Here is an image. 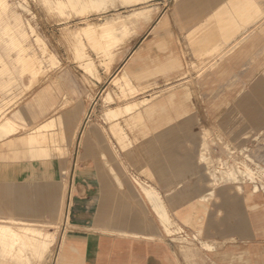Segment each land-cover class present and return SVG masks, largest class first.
<instances>
[{
    "label": "rangeland",
    "instance_id": "374dc122",
    "mask_svg": "<svg viewBox=\"0 0 264 264\" xmlns=\"http://www.w3.org/2000/svg\"><path fill=\"white\" fill-rule=\"evenodd\" d=\"M174 2L175 11L179 13L183 2ZM172 3L173 0H106L102 7H91L87 0H0V125L8 118L17 125L16 133L0 139V151L10 154L9 145L17 143L26 152L24 142L32 134L43 131L38 133L39 139L33 140H39L36 144L44 146L51 154V178L58 185L53 203L38 201L40 209L34 215L0 213V224L15 231L18 226L35 228L47 241L48 234L57 233L55 243L48 245L42 259L33 256L17 260L4 255L3 247L11 249L12 243L8 236L0 237V264H15L16 261L23 262L16 264H54L59 252L64 255L70 206V202L67 206L66 194L84 126L103 125L115 144L126 147L125 144L138 141V135L132 134L140 126L142 116L154 114L165 99L171 103L198 96L197 83L203 76L202 66L212 59L180 56L187 47L182 31L179 32L182 28L166 17ZM86 30H91L95 39H99L101 32L119 39L104 53ZM175 31L179 32L176 39L179 49L183 50L180 54L174 48ZM188 35L187 39H190ZM190 44L197 46L196 41ZM120 74L131 85L118 79ZM46 85L52 88L79 85L81 89L86 88V93L79 103L65 97L62 103L46 113L36 102L32 106L29 104L36 92ZM249 92L238 89L236 95L250 99ZM258 93L260 101L264 102V90L252 92V97L257 98L254 95ZM129 103L136 105L126 111L124 107ZM110 109L120 110L115 117L107 119L106 112ZM172 110L177 115L187 112L177 106ZM42 124L46 126L37 129ZM249 124L252 135L245 148L229 147L222 138L207 135L210 145L202 151L209 158L207 166L196 161L195 167L188 171L187 162L175 164L174 160V171L177 169L173 175L175 186L166 190L174 217L164 226L160 223L163 235L171 242L175 264H264V205L248 200V194L245 197L239 195L237 184L215 182V173L224 167V162L264 167V162L259 161L261 147L264 160V106L252 107ZM131 136L134 138L128 141ZM196 144L204 145L200 141ZM214 146L219 148V154L215 156L211 152ZM251 149L253 152L250 153ZM126 157L130 162L139 155L129 153ZM19 161L24 164L27 159L20 158ZM1 166L0 160V173L3 171ZM5 171L8 187L13 180L25 178L24 169L16 172L14 168L6 167ZM185 172L188 177L178 182ZM255 181L258 186H264V175ZM246 183L251 187L249 181ZM222 184L230 186L233 194L242 198L243 202L235 208L244 210L238 225L228 227V230L234 229L235 234L224 240L213 235L218 226L209 217V210L212 212L211 209L219 205L214 191ZM138 188L142 190L141 186ZM163 205L167 215L164 199ZM245 211L247 217H244ZM256 217L260 220L251 224ZM70 222H73L72 217ZM174 223H178L183 231ZM203 243H209L211 247Z\"/></svg>",
    "mask_w": 264,
    "mask_h": 264
},
{
    "label": "crops",
    "instance_id": "0c3cea01",
    "mask_svg": "<svg viewBox=\"0 0 264 264\" xmlns=\"http://www.w3.org/2000/svg\"><path fill=\"white\" fill-rule=\"evenodd\" d=\"M182 2L179 13L175 11L174 0L170 12L166 13L168 20L171 18L182 28L179 32L184 35L187 50L179 49L177 31L172 37L174 48L179 54L184 52L180 54L182 57L212 59L202 66L203 76L197 83L198 96L171 103L165 99L154 114L142 116L140 126L132 134L138 135L137 143L131 141V136L128 141L132 143L125 144L126 147L115 144L103 125L84 126L66 194L67 206L70 202L66 218L68 234L65 231L68 242L64 255L60 252L57 255L56 264H175L171 242L163 235L158 215L138 186L149 185L159 191L171 220L173 210L168 204L165 187L174 182L173 175L177 170L174 171V160L175 164L187 162L188 171L193 169L201 152V146L196 142L200 141L204 143L202 147L208 148L207 135L222 138L229 147L238 145L242 149L249 144L252 107L264 106L260 93L254 95L257 98L252 97V92L264 90V0ZM193 41H196V47L190 44ZM231 58L239 60H226ZM74 87L46 85L36 92L29 104L32 106L36 102L49 113L65 97L79 103L86 88ZM238 89H248L251 98H238ZM173 106L187 112L177 115ZM8 120L14 123L12 119ZM43 126L46 124L37 129ZM38 133L24 142L26 152L17 143L9 145L10 154L0 151L2 214L34 215L40 209L38 201L49 204L56 199L58 185L51 178V154L44 146L36 144L39 140H33L39 139ZM262 150L261 147L260 162H264ZM211 152L215 156L219 154V148L211 147ZM129 153L139 157L129 162L126 157ZM20 158L27 162L21 163ZM6 167H12L16 172L24 169L25 178L13 180L8 187ZM187 175V172L182 174L178 182ZM226 186L220 185L214 191L219 205L211 209L212 212L209 210L211 221L218 226V232L213 231V235L223 240L235 234L234 229L228 230V227L237 226L244 211L235 208L243 202L242 198ZM66 189L67 184L63 186L64 192ZM246 211L244 217H247Z\"/></svg>",
    "mask_w": 264,
    "mask_h": 264
},
{
    "label": "bare ground",
    "instance_id": "6f19581e",
    "mask_svg": "<svg viewBox=\"0 0 264 264\" xmlns=\"http://www.w3.org/2000/svg\"><path fill=\"white\" fill-rule=\"evenodd\" d=\"M87 1L91 7H102L104 4V1H106V0H95V1L87 0ZM85 33L90 36V39L93 42H96L95 44L98 45L99 49H104V53L107 51V49L110 48V46L114 45L119 39L117 36H114L113 34H110L108 32H101L99 39H95L94 36H96V35L94 33H92L91 30H86ZM4 49H6V48H4ZM132 60H130V61L132 62ZM230 60H231V62H237L239 60V58H236V59L231 58ZM88 65L90 66L91 63H89ZM253 66L255 67V65H253ZM28 69H30V68H28ZM121 78L126 85H128V86L131 85L129 83V81L127 80V78L123 74H120V76L118 77V79H121ZM134 105H136V103H129L124 107V109L126 111H129L132 109V107ZM119 110L120 109L108 110L106 112V118L109 119V118L115 117L118 114ZM43 127H45V126H43ZM43 127H41V128H43ZM41 128H38V129H41ZM14 132H17V125L15 123H13L12 121L7 119L6 121H4L0 125V139L9 135V134L14 133ZM257 136H255V139L257 138ZM200 146H201V153H199V155L197 157V162L199 164L204 163L206 165L209 158L206 156V154L202 153L203 148H204L202 146H204V145L201 144ZM250 160L253 162V160L251 158H250ZM238 163H237V161H234L233 163H227V162L225 163L224 162V164H225L224 167H222L221 170L216 171V173H215V178H216L215 182H217L219 184L220 183H225V184L231 183L234 185L237 184V187H238L239 193H240L239 195L245 197L248 194L247 195L248 200L249 199L256 200L258 202H261L264 205V186H262V185L258 186L257 181H255V179L257 177L264 175V167L256 164L257 168H252V167L248 166L246 163L241 164L242 166H239ZM212 175H213V173H212ZM246 181H249L251 187H248V184L246 183ZM239 184H242V186H239ZM140 186L142 188L143 193L146 196V199H148V201L150 202L151 206L153 207V210L158 215V218H159L160 222L163 224V226H164V224L166 225V223H170L169 218L167 217L166 213L164 212L163 199H162L160 193L155 188H153L151 186H149V188H148V186H145V187L143 185H140ZM174 186H175V183H170L166 187L165 191L173 188ZM259 190H261L260 194H259ZM259 199H261V200L259 201ZM257 220H260L259 217H256V219L254 221H252L251 224H254V222H256ZM174 225H177V228H179L181 231H183V228L178 223H176V224L174 223ZM16 229L17 230L15 231L8 225L0 224V235H1L0 237L5 238L8 236L7 238L12 243L11 249H9V248L7 249V247H5V246L3 247V253H4V255H6V256L8 255L9 257L17 259V260H22L24 258H30L33 256H36L38 259H42L44 254L46 253V248L48 247V245H53L56 241V238H57V233H54V232L47 235V239H48V241H47L44 237H42V235H40L38 233V229L27 228V227H23V226H18ZM27 231H30V233H27ZM169 232H170V230H169ZM5 234H7V235H5ZM203 244L208 248L211 247L209 243H203ZM18 262H20V261H16V263H18ZM20 263H23V262H20ZM24 263H26V262H24ZM26 264H28V263H26Z\"/></svg>",
    "mask_w": 264,
    "mask_h": 264
}]
</instances>
